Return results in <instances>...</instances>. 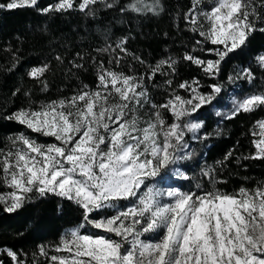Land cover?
Returning <instances> with one entry per match:
<instances>
[{"label": "snow or ice", "instance_id": "obj_1", "mask_svg": "<svg viewBox=\"0 0 264 264\" xmlns=\"http://www.w3.org/2000/svg\"><path fill=\"white\" fill-rule=\"evenodd\" d=\"M206 2L207 9L203 7L205 0H192V7L184 14L191 31L201 39L196 41L197 48L181 59L216 78L222 63L243 53L254 33L264 34V0ZM117 3L57 0L40 11L78 8L95 15V6L111 9ZM37 6L38 0L0 3V9L9 10ZM119 10L159 15L163 6L159 0H129ZM126 45L127 38H121L115 47L108 44L97 51L110 53V65H119L125 56H131L144 66L143 74L117 71L93 58L98 81L95 88L83 84L71 97L38 106L30 102L5 117L55 142L40 143L25 133L8 137L10 147L0 149V185L9 191L0 192V207L6 213H16L34 196L49 194L78 207L80 222L66 230L55 246L57 254L49 256L45 246L39 247V255L49 264H264V181L253 188L222 191L216 185L225 181L217 179L215 168L208 167L202 170L208 189L197 183L198 191L185 192L148 183L157 177L162 180V173L190 158L185 139L188 133H193V139L211 135L197 136L203 121L185 118L217 100L224 85L211 84L204 92L199 80L182 81L163 104H156L149 82L159 74L168 77L165 84L172 87L178 61L168 56L149 64L129 53ZM197 49L214 58L194 54ZM77 56L84 59L79 53ZM56 60L63 62L59 55ZM255 60L264 69V52ZM72 63L77 69L84 67ZM49 69L50 65L43 64L29 71L42 91L48 88L45 74ZM255 79L250 67H238L228 77L230 82L251 83ZM177 89L188 95H180ZM258 108H264V91L234 98L226 118ZM165 113L171 114V121ZM255 127L259 129L252 133L258 137L252 141L256 151L245 159H264V120ZM231 156L229 151L225 160ZM218 163L223 165V161ZM0 254L10 257L13 264H27L12 249H0ZM0 264L4 260L0 259Z\"/></svg>", "mask_w": 264, "mask_h": 264}, {"label": "trees", "instance_id": "obj_2", "mask_svg": "<svg viewBox=\"0 0 264 264\" xmlns=\"http://www.w3.org/2000/svg\"><path fill=\"white\" fill-rule=\"evenodd\" d=\"M6 0H0V3ZM78 2V0H77ZM151 2V0H149ZM57 3V0H38V6L17 9H0V149L10 147L9 136L20 133L36 139L39 135L25 126L5 119L16 110L46 103L58 98L73 95L83 84L94 87L96 84V66L93 58L103 61L106 66L117 71L143 74L144 66L136 63L131 56H125L119 65L108 64L110 53H99L97 49L127 38V49L142 57L147 63L155 64L159 60L172 56L178 61L172 87L165 84L166 76L157 75L149 82V93L156 104H163L172 89L182 81L199 80L201 90L209 91V85L222 83L224 89L217 100L205 105L192 119L203 121L204 127L199 135L211 133L206 139L192 141L191 156L183 165L185 177L176 182L181 189L198 191L196 184L210 188L202 170L213 167L217 179L225 181L217 188L232 192L241 186L253 188L264 181V159H245L255 153L252 141L254 127L264 120V108L243 113L228 119L218 120L211 110L225 103L229 91L242 92L247 86L256 93L264 91V69L255 57L264 52V34L254 33L247 48L240 54H234L221 65L218 77L206 76L195 64L181 59L186 52L197 48L198 34L191 31L184 14L192 7V0H159L163 11L159 15L137 14L131 11L121 12L119 7L127 5L129 0H118L117 7L95 6V15L78 8L63 12L44 13L40 9ZM79 53L84 59L77 56ZM202 58L212 59V55L194 53ZM61 56L63 62L56 60ZM123 55V53H120ZM81 63L83 68L73 67ZM43 64L50 65L45 74L48 81L46 91L41 90L37 80L29 76L30 69ZM250 67L256 79L248 83L244 80L230 82L228 77L237 68ZM19 89V92L16 90ZM179 94L183 89H177ZM16 92L15 95L13 93ZM29 93V95H25ZM219 133V134H217ZM49 143L50 138L44 139ZM232 156L225 160V155ZM223 161V165L219 164ZM0 185V192L5 191ZM124 205L127 202H123ZM81 213L71 201L49 194L47 197L34 196L33 200L16 213H6L0 207V249H12L27 261V264H47L48 260L39 255V247L45 246L49 256L56 254L55 246L61 234L80 222ZM35 253V255H34ZM4 264H13L10 257L0 254Z\"/></svg>", "mask_w": 264, "mask_h": 264}, {"label": "rangeland", "instance_id": "obj_3", "mask_svg": "<svg viewBox=\"0 0 264 264\" xmlns=\"http://www.w3.org/2000/svg\"><path fill=\"white\" fill-rule=\"evenodd\" d=\"M203 7L206 8V9L209 7V5L207 4L206 0H205V3L203 5ZM255 62H256V60H255ZM131 72H133V71H131ZM136 74H138V73H136ZM96 79H97V74H96ZM97 83H98V81L96 80V84L94 85L93 88L96 87ZM247 90H251V89H249V87L247 86V88H245L242 92H240V91H238V92L229 91L227 93L228 95H227V98L225 100V103L222 106H220V107H213L211 109L213 111L214 116L216 118H218V120H221L222 118H226L228 116V114H230V112L232 110L233 99L234 98L239 99V98H242L243 96L250 95L251 93L250 92H247ZM187 95H188V93H186L185 91L182 94V96H187ZM71 96H69V97H71ZM62 98H64V97H62ZM55 100H57V99H55ZM165 118L168 119L169 121H171V119H172L171 114L170 113H165ZM185 119L186 120H193L192 117H187ZM194 121H196V120H194ZM253 131H256L258 133L259 132V129L257 127H254V130ZM37 135H39V134H37ZM196 135L197 136H200L199 133H197ZM38 138H42L41 140L35 138L40 143H45L46 141L44 139H46V138H50L51 141L49 143H54L55 142L54 141V138H51V137H44V136L39 135ZM256 138H258V137H255V139ZM185 139L188 142V146H189L188 147V151L191 153V146L189 145V139L192 140V141H196L198 139H193V133H188L185 136ZM45 144H47V143H45ZM255 151H256V149H255ZM187 160L188 159L181 160L172 170H169L166 173H162V176L164 177L162 180H161L160 177H157L155 179V181H148V183H157L158 187H160L162 189H167V188H177V189H180L176 185V182L178 180H180V179H182V178L185 177V173H184V170H183V165H186L187 164ZM177 169H178V171H177ZM180 190L181 191H185V192H187V191H193V189L187 190V189H182V188ZM6 191H9V189L6 188L4 192H6ZM88 231L89 232H95L96 234H101V235L104 234V233L100 232V230L89 229ZM65 232H66V230L61 234L60 239H59V242H60L61 237L64 235ZM47 264H49V262Z\"/></svg>", "mask_w": 264, "mask_h": 264}]
</instances>
